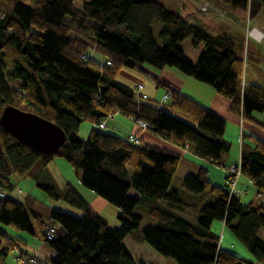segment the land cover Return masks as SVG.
<instances>
[{"label": "trees", "instance_id": "trees-1", "mask_svg": "<svg viewBox=\"0 0 264 264\" xmlns=\"http://www.w3.org/2000/svg\"><path fill=\"white\" fill-rule=\"evenodd\" d=\"M211 1L244 23L264 10V0ZM74 2L0 0V115L12 107L55 124L65 135L57 153L42 155L0 128V226L32 235L45 223L34 198L20 203L5 194L12 190L9 171L39 182L52 159L60 157L82 172L84 188L119 210V225L109 228L69 185L59 192L51 184H38L51 199H63L82 213L74 217L55 209L48 212L47 219L63 232L52 241L43 233L53 252L48 264H145L132 259L123 245L141 223L134 210L142 199L154 202L148 216L155 224L142 231L141 241L161 257L176 264H264V241L258 236L264 229V204L230 196L231 174L225 181L228 191L211 184L202 167L189 171L178 189L175 174L183 159L178 151L142 141L136 146L98 128L118 113L146 123L148 131L168 143L188 144L196 158L220 165L230 151L223 139V120L173 90L159 106L136 100L135 88L117 77L136 64L156 71L173 68L211 86L230 101L231 111L254 121V113H264V89L243 85L248 58L243 29L205 14L198 2L189 7L185 0H173L178 11L159 0H82L81 11ZM154 24L159 25L156 39ZM90 50L102 54L104 64L91 59ZM84 121L93 127L80 141ZM259 125L264 128V121ZM248 139L252 146H242L240 173L264 192V142ZM130 191L137 196H128ZM183 193L197 202L195 206L181 199ZM163 203L165 207L158 206ZM187 210L198 214L195 222L184 216ZM214 221L224 223L252 261L220 248L210 230ZM16 245L17 240L0 230V257Z\"/></svg>", "mask_w": 264, "mask_h": 264}, {"label": "crops", "instance_id": "crops-1", "mask_svg": "<svg viewBox=\"0 0 264 264\" xmlns=\"http://www.w3.org/2000/svg\"><path fill=\"white\" fill-rule=\"evenodd\" d=\"M212 15L217 17L215 14ZM235 18H236L235 16L230 15V18H228L229 21L225 20V22L227 21V23H229L230 25L235 26L234 25L235 24L234 20H236ZM237 21H240L241 25L242 24L243 26L245 25V23L242 22L241 20H237ZM251 25L252 27L260 30L264 34V19L260 20V18L259 19L257 18L253 20V22L251 21ZM241 29H243V27H241ZM244 51H245L244 53L245 57H248L247 61L245 60L246 63H245L244 77H243L244 85H257L264 89V41L259 44L254 42L253 40L245 41L244 39ZM121 72L117 77L118 82H120L119 77L121 75ZM156 74H157L156 76L159 78L158 80H156L157 78L155 79V77L150 76L151 81H154L153 84L156 87H162L165 90L169 89V90L177 91L183 96L198 103L200 106L207 109L211 113L215 114L221 120H223L225 123V131L223 133V139H225V141L229 144H235V149L230 150L229 153H227L222 157L220 165L214 164L210 161L198 159L195 156H193L192 153L191 155H186V156L184 155L182 161L178 166V168H182V167L184 168L183 170L184 175H182L183 177H178L175 174V178L183 179L189 171L196 170L199 167L205 169L206 165L204 163H207L212 166V167H208V169H205L207 171V180L211 184L226 189L228 191V188H225V181L226 178L231 173L230 172L231 168H235L240 164L241 149L243 144L246 143L252 146L251 145L252 143L248 139L250 137L259 139L264 142V128H262L259 125L260 122L264 121V113H254L252 115L254 121L244 120L239 116L238 113L231 111L230 101L227 100L226 98L219 96L211 86L198 82L192 77L185 76L179 71L173 70V68L157 71ZM122 75L127 76V79L125 78V80H127L130 83H132V80H135L136 85L132 86L129 84L126 85L122 82L120 83L126 86H131L133 88H136L138 84H142L143 87L140 91V94H143V90H144L143 83H138L139 82L138 79L132 78L130 75H126L125 73ZM143 95H145L146 98L143 100L142 99H138V100L140 101L151 100L152 102L150 103L153 104L154 106L161 105L160 98L162 94L160 95L156 94V97L154 98L147 95V93ZM233 113H235L238 116V118ZM127 119L131 120L134 123V126H130V124H127L125 128H126V132L129 133L126 138L130 136L134 137L137 135L138 136L137 138L140 140V142L142 141L149 145H156L160 147L169 146L181 154L180 149H183L182 145L180 148V146L178 147L176 145L168 143L163 139L157 137L156 135L152 134L151 131L141 130L138 127L137 123L134 122L132 119L130 118ZM226 125L229 128H231L232 133L230 134V137H227ZM116 126L117 128H119L120 125L117 124ZM111 130L114 131V129ZM238 130L240 131V134L239 137L236 138L239 132ZM38 184H43V181L37 182L36 183L37 187H39ZM235 188L238 191V194L236 195L237 197H239L241 194L243 195L242 199L239 197L242 203H247V201L250 200V202L252 201V202H259L264 204V192H259L256 189V187L253 185V183L248 179H246L245 177H243L242 175L238 177L235 183ZM253 192H254V196H253ZM135 193L136 192L130 191L128 196L136 197L137 194ZM249 194L252 197H250ZM189 198L193 199L192 197ZM53 226L55 227V229H57V236H62L63 232L57 226V224ZM211 227L213 229L214 234H216L217 236L219 234V246L221 249L230 252L239 258L251 260V261L253 260L250 253L236 238L233 237V234L224 225L223 222H213ZM44 232H45L44 223L41 222L39 229L37 230L36 228L35 232L32 235H30L29 233H24V232L21 233L16 231L12 232V234L9 235L13 239L17 240V245H16L17 249L20 250L23 254L34 255L41 264H48L49 258H51L53 255L51 249L43 241ZM258 236L262 241H264V229H261L259 231ZM12 252L15 257V252L14 251Z\"/></svg>", "mask_w": 264, "mask_h": 264}, {"label": "rangeland", "instance_id": "rangeland-1", "mask_svg": "<svg viewBox=\"0 0 264 264\" xmlns=\"http://www.w3.org/2000/svg\"><path fill=\"white\" fill-rule=\"evenodd\" d=\"M159 1L166 8L171 9L173 11H176V10L178 11L176 4L173 2V0H159ZM185 2L187 4V6H189V7H193L192 5L194 3L196 4V2H198L196 6L197 7L199 6L200 10L202 12H204L207 15L215 14L217 16V18L224 20V21L228 20V18H230V15H233V14L226 12L225 10L220 9L219 6L216 5L215 3H213L211 0H185ZM74 7L77 11H81L82 10V0H75ZM186 8H188V7H186ZM257 18L258 19L260 18V20L264 19V10L262 11V13ZM235 19L236 20H234V22H235L234 25L236 27L238 26V28L243 27V33H244V37H245V41H246V31L249 28H253L252 25L250 24L251 22L250 23L246 22L245 25L243 26V24L241 25L240 21H237V20H240L239 18L236 17ZM152 30H153L154 38L156 39L157 33L159 31V25L154 24ZM71 37H72V34H71ZM247 41H251V40L248 39ZM188 43H189V40H186L183 43L182 47L183 48L186 47L188 45ZM88 54L92 59H95V61H97L98 63L104 64L105 57L102 54L98 53L97 51H93V50H90V52H88ZM9 67H10V65H9ZM173 70H175V69H173ZM121 71L122 72H121V75L119 77L120 82H122L126 85L127 84L132 85V86L136 85L135 80H132V83H130L127 80H125V78L127 79V76L122 75V74L125 73L126 75H130L132 78L138 79V81H139L138 83L144 84L143 94L147 93V95H149L150 97H153V98L156 97V94H159V95L162 94V96L160 98V104L162 105V104L166 103V102L161 103V99L167 91H169L170 93H171V91L170 90L165 91L162 87H156L153 84L154 81H151L150 76L155 77V79L157 78L156 80L159 79L156 76L157 71L154 70V68L150 67L147 64H145V65L136 64L133 69H123ZM133 82H134V84H133ZM9 84L11 86H13L12 82H9ZM143 94L136 93V88H135V96L137 98L136 100L145 99L146 96ZM143 96L145 98H143ZM148 102H152V101L148 100ZM233 114L238 118V116L235 113H233ZM172 115L175 116L176 118L184 120V118H182L181 116H179L177 114L172 113ZM104 122H105L106 127L104 129H101L104 133L115 135V136H118L121 138H126L128 133H129V132H126V128H125L127 126V124H130V126H134V123L131 120H129L126 117L119 115V114L109 116L107 119L104 120ZM117 124L120 125L119 128H117V126H116ZM92 127H93V125L88 123L87 121H84L80 124L79 131H78V138L80 139V141H84L87 139L88 133L92 129ZM111 129H114V131H112ZM226 132H227V137H230V134L232 133V131H231V128H229L227 125H226ZM239 134H240V131L238 132V135L236 136V138L239 137ZM135 138H137V137H135ZM128 139H129V137H128ZM234 141H236V140H234ZM182 146H183V149H180L181 150V156L183 157L184 155L185 156L191 155L188 144L184 143ZM180 148H181V146H180ZM234 149H235V144H230V150H234ZM204 164L206 165V167L204 166L205 169H208V167H212L211 165H209L207 163H204ZM183 170H184L183 167L178 168L177 172H176V176L183 177L182 176V175H184ZM34 171L35 170H33L32 172H34ZM9 172H10L9 184H10V187L12 188V190H11V192H5V194L9 195L11 198H13L14 200H16L17 202H20V203H24L26 201V198H28V197L34 198L35 201L37 202L36 210H37V212H39L40 215H42V217H43L42 220H44V222H45L44 223V229L45 230H46L47 226L54 227L53 225H55V223H51L52 221L47 219L48 212L51 209H55L57 211L72 215L74 217L82 216V213L80 210L70 206L63 199L55 201V200L51 199L49 196H47V194L44 193V191L42 189L37 187V185H36L37 181L32 179V177H30V175L19 176L18 174H16L12 170H10ZM229 178L230 177H228V179ZM81 179H82V172L81 171H75L74 169H72V167L69 165V163L60 157H55L54 159H52V161L48 164L45 171L43 173H41L37 178V180L39 182L43 181V183H48V184L53 185L55 187V189L59 192H62V190L65 188V186L67 184H69L70 187L76 191V193L80 196V198L86 203V205L95 214L101 216L102 218H104L107 221L109 228L118 227L119 223L117 221V215H118L119 210L115 206L111 205L110 203L106 202L102 198H100L97 195H95L94 193H92L90 190L84 188L81 184ZM175 184L177 185V187L179 189L181 187V184H182V179L176 178ZM229 191H230V187H229ZM132 192H134V191H132ZM237 194H238V191H237ZM249 196L252 197L250 194H249ZM253 196H254V192H253ZM180 197L183 201H185V203H188L192 206H195V204L197 203V202H195L194 199H190L184 193L181 194ZM239 197L242 199L243 195L241 194ZM250 199H252V198H250ZM249 202H250V200L247 201V203H249ZM153 206H154V202L147 200V199H142L139 202V204L136 206V208L134 210V213L136 215H138L139 217H141V223L139 224V227L137 230L133 231L130 235H128L124 239L123 245L126 247L130 256L133 259H135V261H144L145 264H176L172 260H168V259L161 257L155 251H153L148 245H146L145 243H143L141 241L142 231L146 227H150V226H153L155 224V222L152 219H150V217L148 216V210ZM158 206L165 207V203H163L162 205H158ZM184 214H185L184 216L187 219H190L193 222H195L196 218L198 217V214H195L194 212L189 211V210H187ZM214 222H219V221H214ZM0 230L4 231L5 234L7 235V237H11L9 234H12V232L15 231V230L13 231V229H10V228L4 227V226H0ZM210 230L213 233L212 227L210 228ZM16 232H19V231H16ZM217 237L219 238V234ZM52 255H53V252H52ZM14 259H15L14 254L12 251H10L6 257H0V264H17V262Z\"/></svg>", "mask_w": 264, "mask_h": 264}, {"label": "water", "instance_id": "water-1", "mask_svg": "<svg viewBox=\"0 0 264 264\" xmlns=\"http://www.w3.org/2000/svg\"><path fill=\"white\" fill-rule=\"evenodd\" d=\"M0 128L23 146L42 155L57 153L65 142L63 131L55 124L12 107L3 109Z\"/></svg>", "mask_w": 264, "mask_h": 264}, {"label": "built area", "instance_id": "built-area-1", "mask_svg": "<svg viewBox=\"0 0 264 264\" xmlns=\"http://www.w3.org/2000/svg\"><path fill=\"white\" fill-rule=\"evenodd\" d=\"M248 39L253 40L256 43H262L264 41V34L256 28H249L246 31V41ZM243 85H244V82H243ZM142 87H143L142 84H138L136 86V93L140 94ZM143 98L145 97L143 96ZM170 98H171V93L167 91L162 97L161 103L167 102ZM137 124L142 130H148L150 128L149 125L141 121L137 122ZM98 128L99 129L105 128L104 120L100 122V124H98ZM129 142H131L132 144L136 146L140 145V141L137 138L132 137V136L129 137ZM230 171H231L230 174L232 175V177H230L227 180V185L228 187H230L229 194L234 196V195H237V190L235 189V183L238 177L241 175V173H240L239 166L235 168H231ZM1 197H3V193L0 191V198ZM56 233H57V230L54 227L47 226L45 230V235H44L45 240L52 241L55 238ZM14 252H15V261L17 262V264H41L34 255H25L18 249H14Z\"/></svg>", "mask_w": 264, "mask_h": 264}, {"label": "bare ground", "instance_id": "bare-ground-1", "mask_svg": "<svg viewBox=\"0 0 264 264\" xmlns=\"http://www.w3.org/2000/svg\"><path fill=\"white\" fill-rule=\"evenodd\" d=\"M230 195V194H229ZM230 196H232V195H230Z\"/></svg>", "mask_w": 264, "mask_h": 264}, {"label": "clouds", "instance_id": "clouds-1", "mask_svg": "<svg viewBox=\"0 0 264 264\" xmlns=\"http://www.w3.org/2000/svg\"><path fill=\"white\" fill-rule=\"evenodd\" d=\"M57 230V229H56Z\"/></svg>", "mask_w": 264, "mask_h": 264}]
</instances>
